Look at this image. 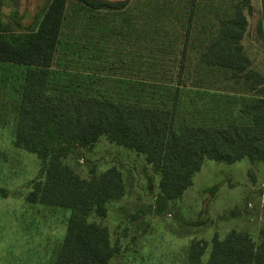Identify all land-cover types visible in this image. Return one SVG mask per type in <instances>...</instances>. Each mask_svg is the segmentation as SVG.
<instances>
[{"label":"trees","instance_id":"obj_1","mask_svg":"<svg viewBox=\"0 0 264 264\" xmlns=\"http://www.w3.org/2000/svg\"><path fill=\"white\" fill-rule=\"evenodd\" d=\"M68 1L48 0L39 20L22 31L4 21L0 0V63L25 69L15 107V146L43 163L50 159L44 183L28 201L73 211L53 264H109L107 231L85 218L93 208L104 215L103 204L122 195L120 174L111 168L99 177L81 179L60 162L63 146H89L104 136L142 154L160 175L159 201L164 206L192 185L205 161L264 164V78L251 68L242 45L248 26L244 11L250 0L235 2L224 17L206 18L200 30L196 12L203 0H154L140 8L138 17L115 25L101 13L124 11L131 0H71L80 10L81 23L86 21L72 32L65 28ZM192 51L200 68L223 71L255 93L243 104L245 122L177 125ZM76 74L88 76L74 81ZM89 74L94 80L87 85ZM101 76L122 79L121 85L135 82L140 88L131 96L99 94L92 84ZM204 252L202 243H191L187 264H264V240L256 244L237 231L215 239L202 263Z\"/></svg>","mask_w":264,"mask_h":264},{"label":"rangeland","instance_id":"obj_2","mask_svg":"<svg viewBox=\"0 0 264 264\" xmlns=\"http://www.w3.org/2000/svg\"><path fill=\"white\" fill-rule=\"evenodd\" d=\"M47 1L2 0L4 21H12L15 30H29L39 20ZM152 1L131 0L124 11L101 15L115 25L125 18L138 17L140 8ZM238 1L203 0L196 12L199 30L207 24V19L214 21L215 14L224 17L230 13ZM79 12L78 6L69 0L65 28L69 27L70 32L86 24V21L81 23ZM244 14L248 26L242 45L251 68L264 78L263 0H250ZM132 22L136 28V22ZM115 46H120L118 41ZM24 71V68L0 63V264H53L73 211L28 201L30 193L44 183L50 159L43 163L37 155L15 146V107L21 99ZM112 72L117 74L116 71L110 74ZM76 75L74 81L82 80L87 74ZM89 77L87 85L94 80L93 75ZM111 77L101 76L99 82L92 84L93 90L108 96H131L140 88L138 83L121 85L122 79ZM185 78L189 81L180 96L177 125L182 122L226 125L246 121L241 110L255 93L246 90L242 80L237 83L223 71L200 68L195 51L189 54ZM59 81L66 83L60 77ZM56 86L55 80L52 87ZM78 91L84 92V88ZM145 93H150L149 88ZM59 154L60 162L84 180L99 177L111 168L120 174L122 195L103 204L104 215L97 214L93 208L85 218L87 223L107 231L109 264H187L193 242L204 245L201 262L205 263L213 241L222 240L230 231L248 234L256 244L264 240V169L261 164L246 171L245 161L234 165L205 161L193 175L192 185L179 198L161 206L160 175L142 154L118 146L104 136L89 146L64 145Z\"/></svg>","mask_w":264,"mask_h":264},{"label":"crops","instance_id":"obj_3","mask_svg":"<svg viewBox=\"0 0 264 264\" xmlns=\"http://www.w3.org/2000/svg\"><path fill=\"white\" fill-rule=\"evenodd\" d=\"M19 68H21V67H19ZM23 69V68H22ZM241 161H245V162H247V164L245 163V164H243V166H245V170L246 171H250V169H251V167H254L251 163H249L247 160H241ZM241 161H237V162H241ZM214 162V161H213ZM236 162V163H237ZM235 163H233V164H231V165H234ZM227 165V164H226ZM257 165H260V164H256L255 166H257ZM261 165H263V166H261V167H263V169H264V164H261ZM257 169H261L260 167L258 168L257 167ZM260 173H261V171H260ZM226 236V235H225ZM224 239V238H223Z\"/></svg>","mask_w":264,"mask_h":264}]
</instances>
